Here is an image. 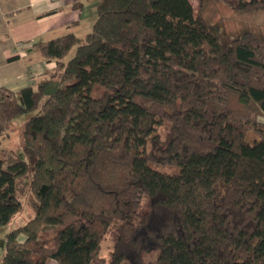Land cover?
<instances>
[{"label":"trees","instance_id":"obj_1","mask_svg":"<svg viewBox=\"0 0 264 264\" xmlns=\"http://www.w3.org/2000/svg\"><path fill=\"white\" fill-rule=\"evenodd\" d=\"M195 1L98 0L83 38L35 45L53 72L0 88V141L30 115L21 142L37 202L3 237L0 264H264V40L224 39ZM26 172L0 159V228L20 211Z\"/></svg>","mask_w":264,"mask_h":264},{"label":"crops","instance_id":"obj_2","mask_svg":"<svg viewBox=\"0 0 264 264\" xmlns=\"http://www.w3.org/2000/svg\"><path fill=\"white\" fill-rule=\"evenodd\" d=\"M98 0H0V88L17 92L34 86L56 68L35 45L92 27ZM23 240V237H20Z\"/></svg>","mask_w":264,"mask_h":264},{"label":"rangeland","instance_id":"obj_3","mask_svg":"<svg viewBox=\"0 0 264 264\" xmlns=\"http://www.w3.org/2000/svg\"><path fill=\"white\" fill-rule=\"evenodd\" d=\"M193 7L197 8V2L190 0ZM202 17L206 23L216 25L224 39H231L243 33H251L254 37L264 40V9H249L246 11L236 10L220 0H207L204 3ZM83 37L85 35H82ZM81 37V38H83ZM75 53V48L68 55V59ZM58 87L57 81H53L46 89V95L54 92ZM104 88L98 86L93 96L98 97ZM29 114L22 115L14 119L7 132L6 138L0 141V159L4 162V167L14 160L22 161L27 166L26 174L15 182V192L20 202V211L12 218L9 224L0 228V261L4 252L3 237L11 230L18 228L30 220L36 212L37 202L30 192V182L33 174L34 158L26 150L21 142L23 127ZM164 129V128H163ZM162 130V128H161ZM161 173L175 174L178 169L171 166H159L156 168ZM146 209V200L140 202L138 212L142 213ZM114 240L111 234H106L101 242L99 255L108 260L112 251ZM146 261L155 260V254L145 256Z\"/></svg>","mask_w":264,"mask_h":264}]
</instances>
